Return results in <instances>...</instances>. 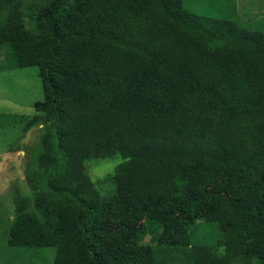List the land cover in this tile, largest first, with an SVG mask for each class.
Here are the masks:
<instances>
[{"label":"trees","instance_id":"obj_1","mask_svg":"<svg viewBox=\"0 0 264 264\" xmlns=\"http://www.w3.org/2000/svg\"><path fill=\"white\" fill-rule=\"evenodd\" d=\"M216 1L0 0V70L37 67L44 93L0 264H264V31ZM113 157L126 195L86 172Z\"/></svg>","mask_w":264,"mask_h":264},{"label":"rangeland","instance_id":"obj_2","mask_svg":"<svg viewBox=\"0 0 264 264\" xmlns=\"http://www.w3.org/2000/svg\"><path fill=\"white\" fill-rule=\"evenodd\" d=\"M262 1L264 0H236L234 13L237 21L242 25L253 23L250 29L264 31V22H262L264 19L257 20L264 16V2ZM219 4V2L211 4L210 0H203L202 3L204 12L209 11L210 14L216 13L214 11L217 10ZM196 6L197 4H192L193 8ZM43 96L42 81L37 67L27 66L0 70V115H5V117H0L3 118L0 125V249L5 246L6 231L13 217L15 193L17 191L22 194L29 192L25 181L27 166L31 156L35 153V147L43 130V124H39L23 132L24 123L20 122L18 117L34 114V103L42 100ZM12 114L17 115L16 122L8 121ZM119 162V157H113L101 160L91 159L85 163L86 172L97 184L101 193L105 194L112 189L126 195V185L121 184L116 189L109 185V176ZM193 229L191 242L194 245L199 243L215 245L218 236L215 223L194 225ZM150 237L151 234L147 235L144 242L148 243ZM21 253L23 264L25 262L26 264H51L53 258L52 248L21 250ZM4 255L10 262L15 259L12 252Z\"/></svg>","mask_w":264,"mask_h":264},{"label":"crops","instance_id":"obj_3","mask_svg":"<svg viewBox=\"0 0 264 264\" xmlns=\"http://www.w3.org/2000/svg\"><path fill=\"white\" fill-rule=\"evenodd\" d=\"M214 1H215V3L217 2L216 0H214ZM220 1H222V3L224 2V0H220ZM230 2L236 3V0H230ZM262 2H264V1H262Z\"/></svg>","mask_w":264,"mask_h":264}]
</instances>
